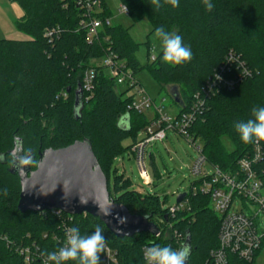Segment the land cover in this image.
Here are the masks:
<instances>
[{"label": "trees", "instance_id": "trees-1", "mask_svg": "<svg viewBox=\"0 0 264 264\" xmlns=\"http://www.w3.org/2000/svg\"><path fill=\"white\" fill-rule=\"evenodd\" d=\"M16 1L23 11L15 22L16 29L29 39H0V233L7 235L15 246L34 243L42 252L63 246L59 217L51 211H17L20 187L17 174L11 171L12 151L19 147L21 156L30 158L29 169L34 170L44 150L86 140L107 178L109 198L131 214L147 217L159 235L138 233L118 238L88 214L72 215L70 227H79L83 235L100 225L108 246L117 252V264H144L141 249L145 245L178 248L173 237L176 231L182 236L179 247L188 238L190 254L186 264H204L210 250L217 246L219 225L209 194L186 191L185 207L171 216L155 192L137 191L128 177L113 168L116 158L142 139L150 122L144 112L127 108L131 100L126 95L128 89L118 91L114 80L99 68L91 94L81 92L79 105H74L83 70L98 64L106 44H88L85 32L77 28L78 10L63 9L59 0ZM101 1L102 14L110 15L107 3ZM119 2L126 6L133 21L146 19L149 33L163 26L181 35L184 44L190 46L192 60L173 66L162 61V49L149 61L147 42L146 63L140 64L136 57L138 44L129 37L127 29L114 24L105 28L112 51L135 76L146 69L160 88L167 86L168 91L176 87V114L189 108L193 96L222 64L228 51L239 56L251 71L252 76L233 89L209 98L190 129L208 163L224 172L235 170L237 161L251 154L253 143L241 141L234 123L251 118L253 107H264V0H211V12L206 10L203 0H179L178 8L165 5L159 10L151 6L150 0ZM55 27L59 28L58 35L52 40L45 38V30ZM224 137L232 143L231 150L224 145ZM125 140L129 141L127 145L123 144ZM257 142L262 155L255 167L264 176V141ZM159 177L154 170V180ZM53 235L60 238L59 242ZM262 249L255 252L250 262L232 257L230 264H256ZM0 264L26 263L21 255L0 243Z\"/></svg>", "mask_w": 264, "mask_h": 264}, {"label": "built area", "instance_id": "built-area-1", "mask_svg": "<svg viewBox=\"0 0 264 264\" xmlns=\"http://www.w3.org/2000/svg\"><path fill=\"white\" fill-rule=\"evenodd\" d=\"M63 9L70 7L78 10L77 28L85 32L88 44H106L104 54L98 60V64L86 67L81 74V92L91 94L94 88V80L99 68L104 69L106 74L114 80L117 86L124 85L130 92L131 100L127 105L137 113L152 109L153 117L142 134V139L135 143L129 150L135 159L141 178L145 184H152L153 180L148 175L145 160L147 157L146 147L155 141H162L169 131L174 132L184 139L196 152L189 169L192 176L198 177V183L192 185L190 191H199L209 194L212 210L219 216L217 230V246L210 250L209 258L204 264H230L232 257L239 261L250 262L255 252L262 247L264 242V197L260 190L264 187V176L255 167L261 158V148L258 142L253 143L252 152L248 157L241 158L236 163V169L231 172L222 171L217 165L207 162L202 153L200 144L190 133L191 126L202 114L206 102L222 90L233 89L247 77L252 76L251 71L234 52L228 51L222 64L217 66L213 74L207 79L200 92L193 96L189 108L180 114L168 115L160 106L155 105L144 88L140 85L133 72L126 68L125 64L118 59L111 49L105 28L112 25L113 15L104 16L101 0H59ZM118 14H128L126 6L119 5ZM59 28L46 29L44 37L52 40L57 36ZM149 61H153L156 54L153 47L148 49ZM163 101V98L161 99ZM238 201L240 205L233 209V203ZM186 205V197L174 206L167 207L168 213L173 216ZM53 215L60 219L63 234V246L66 243V232L70 227L71 216L60 210L52 209ZM45 213V211L39 212ZM63 214H65L63 216ZM157 233L155 236H158ZM173 237L178 243L182 241L181 234L173 231ZM53 239L59 242L60 238L53 235ZM0 243L22 256L26 264H45L46 257H42L40 248L32 243L29 246H15L13 241L5 234L0 233ZM152 245H145L141 249V257L146 264L143 252ZM11 247V248H10ZM102 264H117V252L110 248L106 249L101 256ZM52 264V262H48Z\"/></svg>", "mask_w": 264, "mask_h": 264}, {"label": "water", "instance_id": "water-1", "mask_svg": "<svg viewBox=\"0 0 264 264\" xmlns=\"http://www.w3.org/2000/svg\"><path fill=\"white\" fill-rule=\"evenodd\" d=\"M175 103H179L176 87L168 90ZM78 87L74 105L80 103ZM12 173L19 179L17 211L42 212L57 209L69 215L88 214L97 218L114 236L131 237L138 233L156 235L157 228L144 216L131 214L125 206L113 202L107 190V178L86 141H75L60 149H46L39 154L34 170L29 169L20 148L13 151ZM186 192L176 196L175 203L186 197ZM81 200L87 201L82 204ZM99 209L110 215L100 216ZM188 238L184 243L188 245Z\"/></svg>", "mask_w": 264, "mask_h": 264}, {"label": "rangeland", "instance_id": "rangeland-1", "mask_svg": "<svg viewBox=\"0 0 264 264\" xmlns=\"http://www.w3.org/2000/svg\"><path fill=\"white\" fill-rule=\"evenodd\" d=\"M111 14L113 15L112 24L120 25L127 29L129 37L138 44L136 57L140 64L146 63V46L153 47L154 53H158L162 47L160 41L154 38V33H149V25L146 19L133 21L128 14H118L119 0H105ZM23 14L20 4L16 0H0V39L27 40L29 37L16 29L15 22ZM146 93L153 98L155 105L160 106L168 115H174L178 111L177 104L173 101L167 86L160 88L158 83L146 69L141 70L137 75ZM124 85L117 86L118 91H123ZM130 94L127 91L126 95ZM163 98V101L161 99ZM148 119L154 115L152 109L144 112ZM125 140L123 144H127ZM223 143L227 150H231L233 145L224 137ZM196 144H200L196 141ZM147 157L145 160L146 169L150 178L154 177L156 170L160 177L153 181V184H145L141 178L135 159L127 152L121 157L116 158L113 168L116 167L119 174L127 176L133 188H141L143 192L156 193L159 196L162 207L174 206L176 196L182 192L189 191L191 186L198 180L197 176L190 174V167L196 158V152L184 139L169 131L166 138L162 141L152 142L146 147ZM151 154V158L148 157ZM154 179V178H153ZM112 182V173L109 177ZM264 197V187L260 190ZM240 205L238 201L233 203V209ZM256 264H264V247L260 251Z\"/></svg>", "mask_w": 264, "mask_h": 264}, {"label": "clouds", "instance_id": "clouds-1", "mask_svg": "<svg viewBox=\"0 0 264 264\" xmlns=\"http://www.w3.org/2000/svg\"><path fill=\"white\" fill-rule=\"evenodd\" d=\"M207 11L211 12L214 4L211 0H203ZM151 6L156 10L165 5L172 8L179 7V0H150ZM154 38L160 41L162 47V61L165 64L178 66L192 60L193 54L190 46L185 45L183 37L175 32L167 31L163 26L154 31ZM234 129L245 144L264 141V107H253L251 118L246 121L234 123ZM30 162V158L25 163ZM82 204L87 201L81 200ZM100 216L110 215L109 209H99ZM147 218V217H146ZM66 243L56 250L44 251L42 257H46L45 264H101V256L105 254L108 241L104 229L96 225L90 234H81L80 228L73 226L66 232ZM190 254V247L185 244L179 249H173L170 245H152L143 252L146 264H186Z\"/></svg>", "mask_w": 264, "mask_h": 264}, {"label": "crops", "instance_id": "crops-1", "mask_svg": "<svg viewBox=\"0 0 264 264\" xmlns=\"http://www.w3.org/2000/svg\"><path fill=\"white\" fill-rule=\"evenodd\" d=\"M137 80H138V79H137ZM138 82H139V80H138ZM139 83H140V82H139ZM140 85H141V83H140ZM141 86H142V85H141ZM174 115H175V114H174ZM128 143H129V141H128ZM128 143H127V144H128ZM127 144H124V145H127ZM127 153H128L129 156H130V155L132 156L131 153H129V152H127ZM132 157H133V156H132ZM148 157H149V154H148ZM125 177H127V176H125ZM153 178H154V177H153ZM153 178H152V180H154ZM152 184H153V183H152ZM136 190L139 191V192H143L141 188H138V189H136ZM263 247H264V245L262 246V248H263Z\"/></svg>", "mask_w": 264, "mask_h": 264}]
</instances>
